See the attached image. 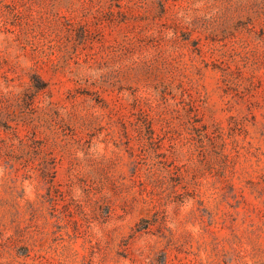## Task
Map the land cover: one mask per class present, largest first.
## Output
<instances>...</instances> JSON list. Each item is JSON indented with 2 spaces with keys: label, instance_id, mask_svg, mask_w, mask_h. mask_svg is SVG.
<instances>
[{
  "label": "rangeland",
  "instance_id": "374dc122",
  "mask_svg": "<svg viewBox=\"0 0 264 264\" xmlns=\"http://www.w3.org/2000/svg\"><path fill=\"white\" fill-rule=\"evenodd\" d=\"M0 264H264V0H0Z\"/></svg>",
  "mask_w": 264,
  "mask_h": 264
}]
</instances>
